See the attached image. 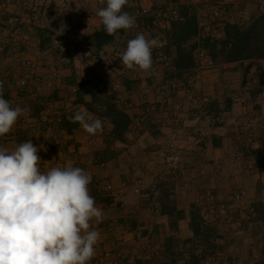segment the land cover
Masks as SVG:
<instances>
[{
	"label": "crops",
	"instance_id": "0c3cea01",
	"mask_svg": "<svg viewBox=\"0 0 264 264\" xmlns=\"http://www.w3.org/2000/svg\"><path fill=\"white\" fill-rule=\"evenodd\" d=\"M0 1L2 2L3 0ZM14 1L15 0H7V5H0V21L2 23L11 25L13 21L17 22L19 20L16 18L15 9L17 7L16 4H13ZM46 1L49 2L50 0ZM64 1L68 2V0H62L61 2ZM188 1L189 0H181L180 4L182 6L191 7L192 10L195 11L198 0H193L191 2ZM224 1L227 4H230V7L233 6L237 10L241 9V12L238 13L246 22H250L256 16H258L261 12H263L264 8V2L259 0ZM83 2L84 3H82V6H84L85 10L81 6L71 7L69 5V8L67 9H70V12H68L67 9L63 12L62 5L61 7H58L57 10H55L57 11L56 13H58V16L62 15L64 17L62 20V25H56V23H52L48 26L38 25V27L53 29L55 31V35L52 37L53 42L55 39L60 38V35L57 34V26L58 28L62 26L65 29V26L68 23L78 24V22L84 23L86 21L87 29L85 33H94L101 27L100 18L96 15V12L98 9L106 6V0L101 2L100 0H83ZM143 4L148 6L150 4L149 0H143ZM5 11L7 13L3 15L2 12ZM80 16L83 17L81 18ZM27 22H31V20L29 19ZM71 35H73L74 38V34ZM37 39V42L40 46L41 39L40 37ZM25 42L26 41L23 43ZM52 46L53 44L50 47ZM50 47L44 49L42 52L44 53L45 51L49 50ZM109 50H111V48ZM169 51L171 56H175L174 49L171 48ZM58 52L60 55H63L59 49ZM26 54L27 53L24 54L26 57L32 59H37L39 56H29ZM195 63L197 64L198 60L196 61L195 59ZM196 69L197 67L195 66V68L189 72L182 73L181 75L179 74V81L177 80L178 85L175 92L165 94L164 96L159 93H154L149 99L151 103H154L157 106L160 105L162 108L164 107V109L168 106L171 107L172 105L175 106L180 104L186 111L185 118L180 124L173 123L170 114H158L155 118L156 121L151 125L145 126L138 136L128 133L127 142L125 144L115 143L108 148L109 150H107V152H110L113 157L115 156V158L108 160L110 162L106 168H100L98 166L99 163L102 162L101 156L98 158L101 153H94L83 162L88 165L85 170L91 174L92 180H100V182L103 184L107 183L109 180H113L114 182L111 183L115 188V192L113 194L115 197L113 201L110 199L109 205L96 201V204L101 207L103 211V218L98 224L93 222V227H95L101 233V238L96 246V253L93 259L98 260L99 256H103V253H105L106 255H112L113 258L111 264H131V260L128 261L123 258L128 257V254H130V256H134L137 253L143 255V245L149 242L145 237H140L138 233L139 230L143 229L144 233L146 232L145 234L155 232L157 237H159L157 240H159L160 243L163 242L167 236L172 235V232L169 229L168 217L163 214L157 215L153 213L151 210V204H149L146 199L142 198V200L147 201V205L149 204V216L151 215V218L147 216L145 218L147 219L145 225H142L143 211H141L138 207L137 209H134L139 212L138 216L135 218L131 217L129 215L130 208L127 206L124 199H119L117 197V194L124 195L126 191L128 196L131 195V192L128 191L129 188H127L130 186H125L124 183L122 184V179L127 180L128 177L125 175H128L129 173V175H132V173H135L136 169L139 167L152 174V177L155 178L156 182L153 183V179V182L150 183L155 184V186L159 188L161 195L163 187H161L160 184L162 182L165 185V177L168 176L167 174L171 173V171L166 169L162 161L164 162V155L172 145L179 146V144H181L180 147L184 146L186 148L183 154V165L177 170V172H172L173 175L177 174L178 176H181L183 172V185L184 181L187 180L184 171V164L188 163L189 165L193 166L192 168H195L192 170V172H195L196 176L201 180L203 187L212 188V190L206 191L205 193H229L235 189H243L246 191L247 200L249 202H251L256 207L260 205L264 206V61L251 60L243 63L222 64L220 66H213L210 64L206 66L205 70L203 71L206 78V84L203 85L202 88L194 85L192 81H188V79H190L188 76H193ZM12 70L13 69H11V71ZM121 73L126 74V72ZM70 74L74 76L78 82L80 81V83H78L77 90H79L81 84L84 82L88 81L89 83L91 80L94 81L96 79H102L105 83V89L103 90L104 92H107L115 97L120 96L125 99H130V102L139 108L142 107L143 110L146 107V105L143 106L144 101L142 98V91L144 86L151 82L150 77L152 76L151 73H148L147 71L140 72V74L137 75L138 80H132V78H129V76L127 78L123 75V77L126 79L123 80L120 85L116 84V80L115 82L113 81L114 79L112 78V74L96 75L97 72L94 71L93 76L85 75L86 77L82 78L81 80L79 77H77L79 71H77L75 68H71ZM81 75L84 76L83 71H81ZM101 77H105L107 79ZM125 81L133 82L136 85L133 86L134 88L132 91L126 90L124 88L123 83ZM82 88L85 91L87 86L85 85V88ZM65 89L68 88L66 87ZM0 90H2L5 94H8L9 101L13 106L17 105L18 99L20 98L18 97V91L13 93V89L9 88L8 83L3 84V87ZM199 92L200 94L203 92L209 97V102L204 105L202 111L203 114H199L200 111H197L193 107V104L189 99V95L199 94ZM55 96L58 97L56 101H61L62 103V109L56 112L58 114L57 117L65 115V117L70 119L68 116L69 113L75 112L81 107L75 103L76 98H74V100L71 99V101L68 99L63 100L64 95L61 89H56L54 91L53 98H55ZM237 96L244 97L246 103L244 105L236 104L234 99ZM15 97L16 99L13 100L12 98ZM228 98L231 99V105H228ZM88 99L89 96H87V100ZM210 102H214V105L223 111L220 118L214 117V114L210 112L209 108L212 107ZM137 111L138 110L134 109L128 111V113L132 116L139 115ZM56 113L53 115L54 118ZM26 114H29L27 116L30 118H32L31 116L34 115L30 113ZM91 114L94 115L93 113ZM44 117L47 116L44 115ZM94 118L100 117L96 116ZM49 121L51 122V119H49ZM110 128L111 127H107L104 131L108 133ZM177 132L178 134L175 135L174 133ZM183 132L187 133L188 135L182 136ZM102 133L103 131H99L95 135H103ZM84 134L86 133L81 128V126L74 137L68 136L63 130L59 131L58 135L55 137L57 140V146L55 148H51L52 146L50 145V147L47 148V151H45V157L51 160L55 158L56 160L53 161H56L57 166H62L63 160L61 158L68 152H71V156H73L75 160L72 161L74 164L78 157H81V155L88 152V145L85 146L87 144V140L85 142ZM43 136V140H46L50 139V137L53 135L48 132L47 134H43ZM248 136L252 137L253 142H246V137ZM52 138H54V136ZM92 144L93 143L89 144V146ZM10 145L14 147L12 143ZM122 146L123 150L121 149ZM103 148L104 149H102V152L106 150L105 146ZM59 153L61 157L60 159ZM238 154L245 156L246 163L240 168L236 176L230 180H225L216 175L219 166H225L224 168H226L228 159ZM96 158L99 159V161L96 160ZM117 161L119 165L123 164L128 167L126 168L127 172L124 170L125 166L123 169L121 167L118 169L116 166ZM203 169L207 172V177H200L198 176V173H196L197 170ZM186 171L189 172V170ZM121 174L124 176H120ZM168 178H171V187H174L172 200H174V202L177 204L178 209L185 211L188 222L190 221L189 213L193 209L192 204L194 202V197L190 196V194H188L182 188H176L177 184L174 182L171 175H169ZM93 189L94 187L91 188V190ZM98 189L95 191V193L97 192V194H101L102 190L100 189V191ZM102 193H104V191ZM105 195L106 193H104L103 196L106 197L107 195ZM131 196L138 197L134 194ZM122 205H124L127 212L124 210L125 208L121 207ZM115 210L124 214L125 218H130L134 222L135 228L132 229L131 227V229L126 230V228L121 224H115L112 216H109L110 214L108 213H113ZM259 223H261V221H259ZM183 225L184 226L181 228L179 237L182 239H195L193 237L192 231L186 227V222ZM244 237L246 236L242 235L239 238L242 242L241 254H245L246 250V255L242 257L248 260L251 257L249 248L250 242L252 241L245 239ZM220 239L217 242L223 244L225 238L224 240ZM119 242L125 243V245L123 243L122 246V253L120 251H116ZM150 242L152 241L150 240ZM155 247L158 253L163 249L160 244H157ZM262 247L263 245H261L260 248ZM120 253L123 257L117 259L119 258ZM258 256L259 254L255 255L256 258ZM141 257L139 256V258ZM145 260L146 259H144V261H140L138 264H146ZM253 261V259L250 260L251 263ZM255 262H253V264H255Z\"/></svg>",
	"mask_w": 264,
	"mask_h": 264
},
{
	"label": "clouds",
	"instance_id": "9594fccd",
	"mask_svg": "<svg viewBox=\"0 0 264 264\" xmlns=\"http://www.w3.org/2000/svg\"><path fill=\"white\" fill-rule=\"evenodd\" d=\"M127 4L128 0H106L96 12L108 35L134 26L135 17L124 11ZM156 44V39L138 34L128 40L122 64L151 69ZM28 111L13 106L0 91V139ZM70 119L90 135L103 128L102 120L82 106ZM42 150L47 151L45 145H34L31 139L11 148L0 144V264H90L101 238L93 222L103 218L90 194L92 176L71 160L50 167L56 159L42 160Z\"/></svg>",
	"mask_w": 264,
	"mask_h": 264
},
{
	"label": "trees",
	"instance_id": "16d2710c",
	"mask_svg": "<svg viewBox=\"0 0 264 264\" xmlns=\"http://www.w3.org/2000/svg\"><path fill=\"white\" fill-rule=\"evenodd\" d=\"M179 10H180L179 17L176 20L171 21L170 25L164 28L159 27L157 24H155L154 17H146L143 19V22L142 21L138 22V26L141 27L143 25L144 27L149 28L152 31L156 30L159 31L161 35H164L165 39L167 40L166 52L168 55L171 56V54L169 53L170 52L169 49L171 48L174 49L175 56H171V57L173 60V64L176 67V71L170 74H166L168 77H171L177 81L179 79V74L181 75L182 73L189 72L190 70L195 68V66L198 68V63L197 64L195 63V59L197 61V54H198L197 52L199 49L204 51V53L207 55L209 59V64L213 66H220L222 64L241 63V62L243 63L251 60L264 61V11L261 12L258 16H256L248 23L245 20L240 21V19L239 20L237 19L234 22L226 21L223 27L224 28L223 34L220 36L200 38L198 21L196 18L195 11H193L191 7L188 6L186 7L182 5H180ZM124 11H127L129 14L133 15V8L131 7V4L129 2L125 6ZM238 15L239 13H237L235 17L239 18ZM133 27L135 30L137 29L135 25ZM131 29L118 30L116 34L108 35L104 30L103 25L101 24L100 29L92 34H86L85 32H77L76 34H74L73 43L77 48L79 47L82 48V46L85 48L86 45L91 44L95 48L93 54L96 55L97 58H101L100 55L101 52H104L103 55L104 57H106L110 53L109 51H111L109 49L113 47H116L119 50L118 54H120L122 53L120 49H122L123 47L124 48L127 47L128 40H126L125 38L128 35H129L128 37L131 36ZM37 33L41 39L40 48L42 50L50 47L53 44L52 37L55 35V31L53 29L40 28L37 29ZM104 60L105 59H103L102 61ZM120 61H122L121 59L119 60V63H122ZM115 63L117 64V71H119L120 73L126 70V67L124 65H121L118 62ZM94 71L97 72L96 67L93 69V74ZM92 81L93 80H91V82L89 81V83L87 81L81 84L79 90H77V99L75 100V103L77 105L86 108L90 113L97 114L100 117V119L103 122L102 131H104L107 127H111L110 130L108 131V141L110 143V146L115 143L125 144L127 142L128 133L138 136L145 126L151 125L156 121L155 118L159 114V108H161V106L160 105L157 106L155 104L157 106L156 113L151 115L150 120H148L147 122L144 121L145 124L143 128L139 132H137V130L134 128L135 127L134 119L137 118L139 115L132 116L128 113V111L135 109V108L129 109V107L127 106V104L130 102L129 101L130 99H125L121 97L123 102L120 103L117 101V97L103 91L105 89L104 87L105 83L102 79H96L93 82ZM72 83L74 84L75 81H73ZM123 84H124V88L129 91H132L134 88L133 86H136L133 82L130 81H125ZM85 85L87 86V88L84 91L82 87L85 88ZM3 95L5 99L9 100L8 94H5L3 92ZM87 96H89L88 100H87ZM57 99L58 97L56 96L54 99L50 98V100H55V102L61 103V101H56ZM145 105L147 104L144 103L143 106ZM210 105L212 106L211 108H209L210 112L214 114V117L220 118L223 111L220 110L218 107H216V105H214V102L212 103L210 102ZM228 105H231V99L229 98H228ZM134 107H136L135 104ZM173 108H174L173 105L171 107L170 106L166 107V109H168L166 112L170 114ZM43 111L45 112V107L44 105L43 106L40 105L36 114H34L31 117L36 119L35 121H37V123L41 125L42 123L50 124L48 117H44ZM75 112L69 113L68 116L71 118ZM67 118L68 117H65V115L63 116L61 115L56 119V124L58 125L57 129L59 131L63 130L68 136L74 137L80 127V124L78 122H73L71 119L69 118L67 119ZM8 135L9 136L8 138H6V140L8 139L13 140V138H11L12 135L10 133ZM26 140H28L27 137H24L20 141L24 142ZM48 140L52 146L51 148H55L57 146L56 143L57 140L55 138L50 137V139H46V141ZM110 146H108L106 150H104V152L108 153L107 150H109L108 148ZM103 159L104 160H101L102 162L109 163L110 161L108 160H110L111 158L104 157ZM180 167L169 171L177 172V170ZM198 171L199 170H197L196 173H198ZM198 176L202 177L199 173ZM105 184L107 185V183ZM105 184L100 182V180H92L91 184L89 185V190L91 195L95 198V201L109 205L110 199L113 201L115 196L106 193L102 189L103 185ZM124 185L126 186L127 184L124 183ZM160 186L163 187L161 195L159 188L153 185L147 190H144L143 195L140 197L146 198L149 204H151L153 199L152 198L153 195L150 194L151 190L155 188L158 191V202L160 204L161 210L160 213L157 215L163 214L168 217L169 229L172 232V235L167 236L161 243L159 242V240H157V238H159L157 236L154 241L152 239L147 238L148 241L150 240L152 241L151 243L152 246L160 244V246H162L163 249L159 253L157 252V250L147 251L146 249H144L143 254H145L147 257V259L145 260L146 263L159 264L160 262L159 260L164 258L167 261L166 263H162V264H179V263L202 264L204 259L206 258L207 259H209L210 257L220 258L216 255L217 253L213 252L212 254L215 255H209L205 250L202 257H198L193 253V250L196 249L195 247L197 245L195 242L198 243V239L200 237L207 238L206 232L211 230L208 228V226L204 225L203 215L201 214V211L199 207L195 204V202L192 204L193 209L189 213L190 221L187 222V215L185 211L178 209L177 204L174 202V200H172L174 187H171L170 184L171 188L167 190L165 188L166 184L164 185L162 182ZM93 187L94 189L91 190V188ZM97 189L102 190V191L100 190L101 194L100 193L97 194V192L95 193ZM103 191L104 193H106L107 195V196L105 195L106 197L103 196L104 195V193H102ZM254 209H255V213L247 221V223L258 224L259 221H261V223H259L260 224L259 227H261L260 229L262 230L261 232H264V206L261 205L257 207L254 206ZM124 210H126V208ZM236 218L238 219L239 216H236ZM185 222H186V227H188L192 231L193 237L195 239L193 240L192 238L182 239L181 237H179L181 228L182 226H184L183 224ZM244 224L245 223L242 224L240 223V229L243 230L246 228V227L243 228ZM255 227H256V232H260V230L257 228L256 225ZM133 228H135V224L132 221V229ZM146 230L149 231L148 229ZM220 238L224 240L222 234L217 232L212 239V245H211V247L216 248L215 250H219V251L222 250L221 248L222 244L217 242ZM238 240L239 243L235 246H237L239 248V252H241L242 242L240 241V239H237V241ZM262 245H263L262 248L257 249L258 250L257 254L259 253V256L256 258L255 255L257 254L255 252L251 253V257L250 259H248L249 261L252 259H256L255 264H264V240ZM183 250L192 252L189 254V258L184 257ZM116 251H120L122 253V247L120 246V242L118 244V248H116ZM146 252H150V253H146ZM105 255L106 254L104 253L103 256ZM132 257H133L132 255L130 256V254H128V257H124V259L129 261ZM240 258L243 257H241L240 254H238L234 258L235 260L234 263L237 264ZM105 259L102 260L104 261V263H106ZM108 262H110L111 264L112 258L111 261Z\"/></svg>",
	"mask_w": 264,
	"mask_h": 264
},
{
	"label": "rangeland",
	"instance_id": "374dc122",
	"mask_svg": "<svg viewBox=\"0 0 264 264\" xmlns=\"http://www.w3.org/2000/svg\"><path fill=\"white\" fill-rule=\"evenodd\" d=\"M7 0H3V2L0 3V5H7L6 4ZM62 0H50L49 2H47L46 0H15L13 4H16V18H18L19 20L13 21V23L10 24H5L2 23L0 21L1 25H7L9 26L14 32L12 36H6V35H1L0 34V82H3V84L8 83L10 80H16L18 78H21V76H23L26 72L25 68H24V62L27 63L29 62V67H31L32 71L34 72V77L40 78V83L41 86H39V90L35 91V95H37L36 97H30L28 95H26L23 92H18V97H20L18 99L17 105H20L21 107H27L29 109V111L27 113L30 114H36V112L38 111L39 106H43L45 107V112L43 111V114L46 115L48 117V119H51L50 124H39L37 123V121H35L36 119H33L28 117L27 115L29 114H25L23 115L17 122V124L15 125V127L13 129L16 130V134L13 137V140H6L7 146L8 147H12L10 144L12 143L13 146L15 147L16 144L21 143V139H23L24 137H27V139H31L34 145L39 146L40 144H44L46 148L50 147V142L49 140H43L44 136L43 134H47L48 132L54 136V138L58 135V125L56 124V118H58V114L56 112L60 111L62 108V103H57L55 102V100H50L54 99L53 95H54V91L56 89H61V91H63V95L65 99H68L71 101L74 100V98L77 99V86L78 83H80V81L78 82V80L76 78H74L70 73H71V68H75L77 71H79V74H77L79 77V79L81 80L82 78H85L86 76H93V69L95 68V65H97L99 62L101 63L102 59L97 60L98 63L94 62V60L92 61V58L86 56L84 53V47L82 46V48H77L75 46V44L73 43V35H71L72 33H65L63 30L64 28L61 26L60 28H58L57 26V34L60 35V38H57V43L56 41L53 42V46L49 48V50L45 51L44 53L42 52L43 50L40 48L38 42H37V29H40L41 27H38V25L41 26H48L52 23H56V25H62V20H63V16L62 15H57L58 13H56L57 8L61 7L62 5V11L64 12L69 6L73 7V6H81L84 9V6H82L83 0H68L61 2ZM104 1V0H100ZM193 0H189L188 2H191ZM258 1V0H257ZM259 1H263L264 0H259ZM9 3V2H8ZM63 3V4H61ZM256 4V3H255ZM260 4V3H258ZM60 5V6H58ZM232 6V5H231ZM230 4H228V9H229V13L232 15H237L238 12H241V9L237 10L235 9L233 6L230 7ZM85 10V9H84ZM68 12H70V9H67ZM264 11V8H263ZM7 12H2V14H6ZM1 16V15H0ZM84 16V13H83ZM83 16H80L81 18ZM89 17V16H88ZM239 17V15H238ZM31 20V22H27V20ZM86 19V18H83ZM238 20L240 19V21H244L242 20V18H237ZM84 21V20H83ZM22 23V24H21ZM248 23V22H247ZM77 24V23H75ZM78 24H86V21L83 22H78ZM21 25V26H19ZM25 27V28H23ZM133 32H135L134 27L131 29V36L133 34ZM129 36V35H128ZM126 36V40L130 39V37ZM56 40V39H55ZM24 41H26L25 43H23ZM6 47V48H5ZM124 48V47H123ZM122 48V49H123ZM59 51L63 54L60 55ZM121 49V51H122ZM66 50V51H65ZM27 53L26 55H31V56H35V55H39L37 57V59H32L29 57H26L24 54ZM43 53V54H42ZM112 51L109 53V56L107 57V59L109 61H112ZM6 54V55H5ZM5 55V56H3ZM118 57V56H116ZM115 58V57H114ZM75 60V61H74ZM92 63V64H91ZM96 63V64H95ZM123 65V64H121ZM94 67V68H93ZM97 67V66H96ZM126 67V66H125ZM11 69H13L11 71ZM81 71L84 72V76L81 75ZM142 71H147L148 73L150 72L149 70H138L137 75L140 74V72ZM126 72L125 73H120L119 71L115 70L113 72V81L115 82L120 80L121 82L123 80H125L126 78L123 77L124 76H129L131 77V73L132 71H129L126 67V70L123 71ZM86 75V76H85ZM96 75H101L99 69H97V74ZM111 75V76H112ZM152 75V73H151ZM100 77V76H99ZM153 77V75H152ZM104 79H107L105 77H103ZM75 81V83L73 84L72 82ZM68 89H65V88ZM16 89H13V93H16ZM137 93V92H136ZM13 100L16 99L12 98ZM43 104V105H42ZM58 105V106H56ZM136 110H138L137 112L140 114L142 113L144 110L139 107H135ZM168 109H164V107L159 108V114H165L168 112H166ZM54 113H56L55 118L53 117ZM94 117L98 116L97 114L93 115ZM24 121V122H23ZM35 130L36 133L38 134H31V131ZM43 132V134H42ZM86 133V132H85ZM103 135H90L88 133L84 134L85 137V142L87 140V144L85 146L88 145V152L81 155V157L77 158V161L74 162V166H78L81 168H87L88 165L83 163L85 161V159H87L88 157H90V155H93L94 153H101V155H99L98 158H102V160H104V157H110L111 159H114L115 157L112 156V154L110 152L106 153V152H102L104 149L103 147L105 146L106 148L108 146H110V143L108 141V133H106V131H103L102 133ZM90 135V136H89ZM9 135L6 136V138H8ZM51 136V137H53ZM88 137V139H87ZM61 138V136H60ZM5 139L2 138L0 139L3 140ZM42 140V141H40ZM91 142L93 143L92 145L89 146V144H91ZM97 144V145H96ZM49 145V146H48ZM70 146V145H69ZM176 147H178L182 153V160L184 161L183 158V154L184 151L186 150V148L180 147L181 144H179V146L175 145ZM92 147V148H91ZM115 148V147H114ZM67 149V148H66ZM123 150V146L121 148ZM121 150V151H122ZM116 153V152H114ZM39 155L41 156L42 160L44 161H48L51 162L52 160L45 157L46 153L45 151H40ZM245 157V156H244ZM63 160L62 165L68 161H75L74 157L71 156V152H68L66 155H64L62 158ZM96 160L99 161V159L96 158ZM101 160V159H100ZM187 160V159H185ZM60 162V161H57ZM162 163L164 164V162L162 161ZM93 164V163H92ZM49 166H57L56 161H52ZM61 166V165H59ZM91 166V164H90ZM116 166L121 167L123 169V167L125 166L126 172L128 168L126 165H119L118 161L116 163ZM193 166L189 165L188 163L184 164V171L187 177V180L184 181V185L182 184L183 182V172L181 174V176H178L177 174L173 175L172 172L170 174H167L168 176L171 175L173 177L174 182L177 184L178 189H183L184 191H186L188 194H190V196L194 197V201L196 199L197 196H199L200 194H204L206 191L212 190V188H206L203 187L201 180L196 176L195 172L193 173L192 170L195 168H192ZM93 168V167H92ZM120 168V170L122 171V169ZM164 168V167H163ZM186 170H189L186 171ZM169 171V170H168ZM124 172V171H123ZM125 172V173H126ZM130 174V173H129ZM125 175L126 177H128L127 180H123L122 179V184L125 183L127 184L126 186H130L131 183L135 180V179H141L142 180V184L145 189H148L149 187H152V184L150 182H154L155 183V178L152 177V174L149 172H146L144 169H142L141 167L137 168L135 173H132V175ZM120 176H124V175H120ZM168 176L165 177V183L166 186L165 188L168 190L170 187V180L171 178H168ZM147 178V179H146ZM114 182L113 180H109L107 183H111ZM150 183V184H148ZM185 183H189L191 189L188 191L185 189ZM105 184V183H104ZM149 185V186H148ZM129 188L128 191L131 192L130 194L133 195L132 192V188L131 187H127ZM126 194V196H125ZM125 194H117V197L119 199L123 198L125 203L127 204V206L130 208V210L132 209H137L139 207V209L141 211H143V222L142 225H145V222L147 219H145L147 216H149V204L147 205V201L142 200V197H134L131 195H127V191L125 192ZM135 195V194H134ZM124 196V197H123ZM146 199V198H143ZM149 203V202H148ZM194 203V202H193ZM110 215L112 216L113 221H115V224L117 225H122L127 229H131L132 227V220L130 218H125L124 214H122L120 211H113V213L108 212ZM107 213V214H108ZM151 218V215L149 216ZM239 223H245L243 228L245 229H240V226L238 227L239 229L236 231H227L225 227L220 226V224H211V226H208V228L211 231H207L206 232V237H200L198 239V243L195 242L197 245L195 248L198 247H202L207 254L209 255H215L212 254L217 253L216 255L218 257H220V261L222 264H236L234 263V258L240 254V256H244L246 255L247 251L245 250V254H241V252H239V248L235 245H237L239 243V240L237 241V239L240 238V236H246L244 237L245 239H249L250 241V252L251 253H256L257 254V249L261 247V245L263 244V240H264V232H261L262 230L261 227H259V223L258 224H251V223H247L246 217L243 215H239ZM217 225V226H216ZM260 230V232H256V227ZM214 226V227H213ZM217 227V228H215ZM257 229V231H258ZM221 233L222 236L225 238L224 243L222 244L221 248L222 250H215L216 248L211 247L212 245V239L214 237V235L216 233ZM139 235L142 238H149L152 239L153 241L156 238V233H148L145 234L144 230H139ZM148 236V237H147ZM125 245V243H124ZM200 245V246H199ZM152 246V245H151ZM157 246V245H155ZM155 246H152V248L150 249V251L152 249L156 250ZM143 249H146V243L143 245ZM234 247V248H233ZM146 253H150V252H146ZM104 254V253H103ZM259 254V253H258ZM149 255V254H148ZM139 256L141 258H139ZM251 256V254H250ZM239 257V256H238ZM106 258V259H105ZM112 255L107 254L105 256H99L98 260L101 262V264H110ZM121 257H119L120 259ZM106 260V263H104V261L102 260ZM115 259V258H114ZM124 259V258H123ZM122 259V260H123ZM130 259V258H129ZM143 259V260H142ZM144 259H147L145 254H135L133 256V258H131V264H138L140 261H144ZM159 264L162 263H166V259L162 258L161 260H159ZM147 264V263H146ZM182 264V263H179Z\"/></svg>",
	"mask_w": 264,
	"mask_h": 264
},
{
	"label": "built area",
	"instance_id": "2783aa9c",
	"mask_svg": "<svg viewBox=\"0 0 264 264\" xmlns=\"http://www.w3.org/2000/svg\"><path fill=\"white\" fill-rule=\"evenodd\" d=\"M257 1V0H252ZM133 8V16L135 17V26L137 29L133 32L132 37L130 39L135 38L138 34L143 33L146 38L148 39H156L157 44L152 48V60L153 64L150 69L153 77L151 76V82L146 84L143 88L142 98L146 105L145 110L139 114L137 118L134 119V128L139 132L145 122L151 118V115L156 113V105L150 102V97L154 93H159L162 96L165 94H170L175 92L177 89V81L171 77H168L166 74H170L176 71V67L173 64L172 57L167 54L166 46L167 40L165 39L164 35H161L159 31H152L149 28L144 27L143 25L140 27L138 26V22L142 21L146 17H154L155 24L159 27H166L169 26L171 21L176 20L179 17V7L181 0H149V5L145 6L143 4V0H128ZM195 8L196 18L198 21V29H199V37L200 38H207V37H217L223 34L224 31V23L226 21L234 22L237 20L235 15L230 14L228 11V4L224 0H198V3ZM236 18V19H235ZM239 18H242L239 15ZM87 27L85 24H75V23H68L65 26L66 33L76 34L77 32H86ZM13 30L7 25L0 24V34L6 36H12ZM156 33V34H155ZM154 34V36H153ZM128 39V40H130ZM56 39V43H57ZM126 48L122 49V53L125 51ZM121 50V49H120ZM95 48L88 44L84 48V52L86 56L91 57L92 61L98 63L97 60L104 57V52H101V58H97L94 55ZM112 53V61H109L107 57L109 54L104 57V61L101 63L99 62L95 67L99 69L101 75L105 74H113L115 70H117V64L119 60H122V53H119V50L116 47L111 48ZM110 51V52H111ZM197 60H198V68L196 69L193 76H189L190 79L188 81H192L196 86L202 88L203 85L206 84V78L203 73L206 66L209 64V59L207 55L201 49L197 52ZM103 56V57H102ZM118 56V57H116ZM115 57V58H114ZM97 59V60H96ZM122 62V61H120ZM95 63V64H96ZM122 64V63H119ZM26 62H24V68L26 70L25 74L21 76V78L10 80L8 82L10 89H16L18 92H23L26 95L32 97H36L35 91L39 90V86H41L40 78L34 77V72L32 71L31 67H29ZM132 71L131 77L132 80H138L137 72L140 70L139 68L129 69ZM127 77V76H126ZM128 78V77H127ZM191 83V82H190ZM117 85L121 84V81L118 80L116 82ZM189 99L193 104V107L200 111L199 114H203L204 105L209 102V97L202 92V94H191L189 95ZM118 102H123L120 96H117ZM236 104L244 105L246 100L242 96H237L234 99ZM129 109H134V104L129 102L127 104ZM186 111L183 107L178 104L175 105L172 112L170 113V117L173 123L180 124L182 120L185 118ZM24 122V121H23ZM13 138L16 134V130L12 129L10 132ZM31 134H38L35 130L31 131ZM175 135L178 134L174 133ZM188 134L183 132L182 136H187ZM5 139L0 141V144H5ZM246 142L251 143L253 142L252 137H246ZM92 143V142H91ZM183 163L182 160V153L178 147L172 145L168 151H166L164 155V166L167 170H174L180 167ZM246 163L245 157L241 154L232 156L228 159L227 166L224 168L223 166L218 167L217 174L221 177V179L230 180L234 176L237 175L240 168ZM109 165L108 162L99 163L100 168H106ZM198 173L202 177H207V172L203 170H199ZM130 187L132 188L133 194L140 197L143 195L144 187L142 184L141 179H135ZM102 189L108 193L113 195L115 192V188L113 184L103 185ZM185 189L190 190V184L185 183ZM150 194H152V202H151V210L155 214H159L161 207L158 202V191L154 188L151 190ZM195 204L199 207L201 214L203 215L204 225L211 226V224H220L228 231H236L238 230L240 223L236 216L243 215L246 217L248 221L255 213L254 205L247 200L246 191L243 189H235L230 191L229 193H204L200 194L195 199ZM125 208L124 205L121 206ZM139 212L137 210H129V215L133 218L137 217ZM124 243V242H123ZM123 243H120V246H123ZM152 242L146 243V250L150 251ZM144 248V247H143ZM184 251V257L189 258V254L192 252ZM193 253L198 256L202 257L204 253V249L202 247H198L193 250ZM121 257V253L119 255ZM119 259V258H117ZM255 262L256 259H253ZM250 261H247L244 258H240L237 264H253ZM90 264H101L99 260L92 259ZM203 264H222L219 258L210 257L209 259H204Z\"/></svg>",
	"mask_w": 264,
	"mask_h": 264
}]
</instances>
